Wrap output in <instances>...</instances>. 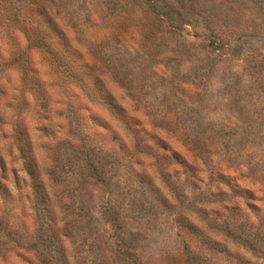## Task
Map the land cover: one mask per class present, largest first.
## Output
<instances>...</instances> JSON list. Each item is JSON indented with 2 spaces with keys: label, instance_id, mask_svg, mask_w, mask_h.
<instances>
[{
  "label": "rangeland",
  "instance_id": "374dc122",
  "mask_svg": "<svg viewBox=\"0 0 264 264\" xmlns=\"http://www.w3.org/2000/svg\"><path fill=\"white\" fill-rule=\"evenodd\" d=\"M0 264H264V0H0Z\"/></svg>",
  "mask_w": 264,
  "mask_h": 264
}]
</instances>
